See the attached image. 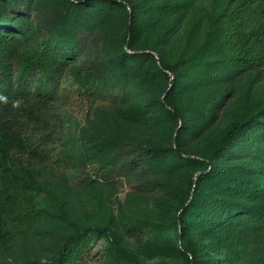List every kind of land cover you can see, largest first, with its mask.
Segmentation results:
<instances>
[{
    "label": "trees",
    "instance_id": "trees-1",
    "mask_svg": "<svg viewBox=\"0 0 264 264\" xmlns=\"http://www.w3.org/2000/svg\"><path fill=\"white\" fill-rule=\"evenodd\" d=\"M193 1L0 0V166L5 177L0 184V264H72L83 243L94 236L106 238L104 264H176L164 258L166 251L187 264H264V237L259 235L256 249L242 250L238 246L242 229L235 227L239 224L264 234V94L245 101L244 111L218 131L211 129L223 92L205 89L196 105L174 100L181 83H210V77L218 79L234 67L223 58L235 67L261 61L262 23L253 30L257 38L243 36V44L237 47L232 40L238 34L231 33L246 30L235 23V13L224 6L225 0H216L208 13ZM194 16L197 21L191 29L181 28L184 32L175 44L185 55L169 50L167 44L173 41L180 19L184 23ZM226 19L228 28L221 26ZM112 20L118 27L110 36L103 35L107 47H97L101 57L107 53L100 64L126 84L135 78L157 79L166 90L170 80L171 89L164 99L156 96L140 105L135 98L121 111L110 110V116H98L99 122L81 126L73 138L81 158L97 160L105 170L130 166L156 176L176 174L163 183L168 194L161 199L166 217L152 222L154 237L144 244L132 245L111 215L105 223L76 228L49 255L12 261L6 252L30 231L37 213L45 210L37 192L44 193V201L53 207L58 202L55 192L61 189L51 179L56 178L54 172L43 174L55 132L49 116L50 87L71 57L56 48L65 44L73 48L84 33ZM197 26L204 32L190 33L187 39L196 45L189 52L181 40L188 27ZM33 79L38 84L30 87ZM152 105L176 125L167 128L163 141L149 133L145 143H134L140 154L130 162L126 156L134 150L123 149L131 141L125 139L119 118L152 117ZM192 140L195 145L189 148Z\"/></svg>",
    "mask_w": 264,
    "mask_h": 264
},
{
    "label": "rangeland",
    "instance_id": "rangeland-1",
    "mask_svg": "<svg viewBox=\"0 0 264 264\" xmlns=\"http://www.w3.org/2000/svg\"><path fill=\"white\" fill-rule=\"evenodd\" d=\"M215 1L194 0L193 2L196 6H203L205 8L203 11L208 13L212 11ZM224 6L235 13V23L246 30L244 34L243 30L239 33H231L238 34L232 40L235 46L241 47L243 36H252L248 37V40L257 38L254 36L257 32L253 30L260 23H262L260 27L263 30L259 39L262 40L260 43L264 45V0H225ZM181 20L173 35V41L167 44V48L174 52L180 51V54L185 55L178 48L180 44L176 48V40L184 32L180 31L181 28L189 25L191 29L197 18L194 16L189 21L185 18L184 23ZM246 24L247 26H245ZM229 25L228 19L221 24L226 28ZM117 27L118 24L115 20L107 21L99 27L90 29L86 34L84 33L82 41L75 47L68 48V44H65L56 48L59 53L66 50L68 54H71V57L65 72L58 82L50 87L52 97L49 116L51 124L54 123L56 126L53 125L55 132L48 144L49 152L46 161L48 167L43 170V174L54 172V177L57 179H51L58 181L61 189L59 192H55L54 199H57L58 202L53 207L50 201H44V193L37 192L39 194L36 199L45 210L37 213L30 231L24 235L22 240L12 246V251L10 248L6 252L5 255L12 261L20 262L26 258L49 255L51 248L57 247L63 238L73 233L76 228L82 229L85 225L92 223H105L111 215L115 217V223L120 227L121 233L125 234L126 239L132 245L137 246L154 237L155 226L152 222L160 221L166 217V210L161 205V199L168 194L163 183L173 179L176 174L171 177H169L170 174L156 176L152 173L142 172L141 168L130 166L105 170L97 160H83L79 153L78 142L73 138V134L75 135L81 126H90L96 119V122H99L98 116L100 118L107 114L110 116V110L114 113L121 111L135 98L139 99L140 105H144L145 100H153L156 96L164 99L171 89L170 80V87L166 90L165 84L157 85V79L146 82L135 78L136 80L126 84L124 80H117L116 76L112 77L113 75L107 72V68L100 64L104 62L107 53L101 57L97 53V47H107V41L105 42L104 38L115 32ZM194 28L190 30L188 27L184 40H181L186 43L189 52L196 44L190 39L188 40L187 37L191 32L200 35L204 32H201L198 26ZM99 29H103L101 34L98 32ZM94 39L98 41L96 46ZM262 60L253 61L244 67H235L229 58H223V62L234 67H230V70L218 79L210 77V83H181L174 95V100L179 104L182 102L181 104L186 106L196 105L200 102L197 98L198 95H205L203 92L205 89L218 93L223 92L214 109L215 122L211 129L218 131L244 111L245 105L248 103L245 101H253L255 97L264 94V56ZM80 75L84 77V80L80 78ZM82 81L85 86L81 85ZM28 84L30 87H34L38 81L33 79ZM189 91H194V94L192 95ZM154 108L152 105L150 110L153 116L151 117L150 114L145 118L142 116L141 119H144H140L141 121H131L125 117L118 120L125 139L131 141L126 143L123 149L134 150L126 156L130 162L135 160L138 153L140 154L134 148V143H145L149 133L153 134L155 140L163 141L166 138L167 128H173L176 125L170 118H166V112H157L154 111ZM135 126L136 130H134ZM176 135L177 133H175ZM193 145H195V140L188 144L189 148H192ZM261 168L264 172L263 163ZM2 174L4 173L0 166V184L3 182H1L4 177ZM235 227L243 230H241V243L238 245L241 249H256L259 235L264 237L263 232L257 233L250 227L241 228L239 224H236ZM131 228H134L135 231H129ZM16 245L17 247H15ZM164 258L176 264H187L182 258L172 256L167 251ZM105 259L106 238L94 236L92 240L83 243L81 253L72 264H104Z\"/></svg>",
    "mask_w": 264,
    "mask_h": 264
}]
</instances>
